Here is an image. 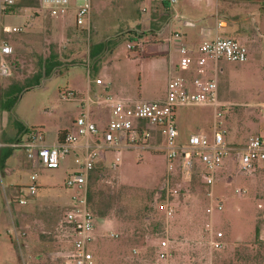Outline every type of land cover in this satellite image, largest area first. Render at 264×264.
Returning a JSON list of instances; mask_svg holds the SVG:
<instances>
[{"label":"rangeland","instance_id":"obj_1","mask_svg":"<svg viewBox=\"0 0 264 264\" xmlns=\"http://www.w3.org/2000/svg\"><path fill=\"white\" fill-rule=\"evenodd\" d=\"M27 1L1 17L4 25L21 30L6 34L14 48L13 73L0 77V140L6 142L0 148V264H46V255L54 260L55 247L66 239L65 213L79 191L66 187V179L80 170L75 151L59 167L48 168L11 143L40 130L46 142L56 141L83 113L88 90L92 97L165 99V64L143 59L136 36L159 28L169 17L185 43L201 42L204 30H216L219 17L226 21L219 32L248 49L246 61H219L218 114L212 105L178 108L183 137L178 141L186 143L193 132L211 140L215 125L231 144L264 137L260 0H179L168 6L159 0H90L89 27L76 22L83 0H71L65 15H53L40 0H30L32 5ZM99 43L101 51L92 55ZM53 55L58 64L51 76L25 86ZM14 82H20L16 92L6 94ZM94 111L98 123L102 111L106 115L101 127L112 118L104 104H95ZM120 150L118 167L113 166L118 148H108L89 179L88 201L96 215L95 239L89 244L94 264H150L154 246L165 235L172 241L171 264H264L263 166L243 173L232 154L209 188L197 174L204 165L198 159L196 173L188 179L180 169L168 170L167 156L159 148L123 145ZM165 199L174 208L169 217ZM211 204L213 211L208 212ZM218 231L223 232V247L214 250L210 239Z\"/></svg>","mask_w":264,"mask_h":264},{"label":"built area","instance_id":"obj_2","mask_svg":"<svg viewBox=\"0 0 264 264\" xmlns=\"http://www.w3.org/2000/svg\"><path fill=\"white\" fill-rule=\"evenodd\" d=\"M21 1L0 0V77H9L13 73L11 56L14 48L6 38V34L21 30L20 27L4 25L1 17L16 8ZM83 1L76 8V22L77 25L89 27L91 2ZM159 1L174 5L179 0ZM260 1L264 8V0ZM40 2L43 7L49 8L53 15H65L70 9L71 0H40ZM185 23L194 24L190 20H185ZM224 25V21L217 17L216 30H204L202 41L197 48L185 43L180 32L171 33L168 40L177 44L180 54L179 65L190 69L192 75L188 77L175 74L171 70L165 99L134 101L112 95L102 98L88 94L84 99L86 103L83 113L73 122L70 129H65L58 135L55 143H45L43 131L40 130L38 133H31L27 140L14 144L16 147H24L27 156L35 164L43 167H59L61 159L72 151H75L76 161L80 165V170L74 177L66 179V187L79 188L78 193L72 196L63 220V229L67 233V241L70 245L53 252L52 259L60 260L61 264H94V254L89 250V244L95 239L96 216L89 206L88 184L96 162L105 156L108 148H118V155L113 162L115 167L120 164V148L123 145L159 148V151L167 156L168 170L171 172L180 169L188 179H192L196 173L195 162L198 159L204 165L199 168L197 174L204 178L209 188L215 182L217 170L232 154L237 158L243 173H252L257 168L264 167V137L261 135H254L243 144H231L225 141L223 132L215 125L211 140L206 135L196 132L190 134L186 143L178 141L177 108L189 105H212L215 107V113L218 114L219 61L223 58L232 61L248 59V49L244 43L219 32V27ZM137 44L140 49L142 43L137 42ZM128 45L133 48L130 43ZM210 60L216 63V68L213 76L208 77ZM96 81L101 83V79ZM97 103L105 104L111 110L112 118L104 127L92 117L91 105ZM135 121L139 124H135ZM153 128L159 130L160 140L157 142L150 141ZM3 145L0 140V148ZM209 193L212 194V191ZM166 201V213L169 217L174 208L168 200ZM217 207L222 209V203H218ZM207 211H213L212 204ZM222 236V231L216 234L212 232L210 239L212 249L223 247ZM154 247L150 264H171L172 241L168 235L161 236Z\"/></svg>","mask_w":264,"mask_h":264},{"label":"crops","instance_id":"obj_3","mask_svg":"<svg viewBox=\"0 0 264 264\" xmlns=\"http://www.w3.org/2000/svg\"><path fill=\"white\" fill-rule=\"evenodd\" d=\"M172 24H173V19L171 17H169L165 22H162L160 24L159 28L153 29L152 31H150L147 34H137V36H136L137 42L142 43V46L140 48V50L142 52V58L143 59L152 58L153 60L163 61V63L165 64V68L167 69L169 75H170L171 70H173V72L175 74H181V75H185V76L190 77L192 75L191 70L187 69V68H182L179 65L180 54H179V51L177 49V44L174 41L168 40V37L171 35V33L175 32ZM224 24L226 25V21H224ZM209 30L215 31L212 29H209ZM187 44L193 48H197V46L200 44V42L194 40V41L187 43ZM218 67H219V64H218ZM215 68H216V63L213 60H210L209 61L208 77L213 76V71ZM219 71H220V69H219ZM168 78H169V76H168ZM88 94L91 95L90 90H88L87 95ZM109 95H111V94H109ZM112 96H114V95H112ZM115 97L125 98V99H129V100H134V101H138V100L142 99V97H140V98H133V97H128V96L127 97L126 96L125 97L115 96ZM94 105L95 104L91 105L92 117H93L94 113L96 114V112L94 111ZM178 108L176 111V122H177ZM105 120H106V115H105L104 111H102V113L99 116V123L101 121H105ZM135 124H139V122L135 121ZM177 126H178V130H179V138L181 137L180 139H182L183 137L181 136V131L179 129L178 123H177ZM152 132H153V136L150 139V141L151 142L159 141L160 140L159 139V136H160L159 130L157 128H153ZM193 133H195V132H193ZM18 141H21V139H17V141L12 142L11 145L13 147H16V146H14V144L17 143ZM56 141H54V142H46L45 141V143L53 144ZM3 144H6V142H3ZM14 197H16V196H14ZM64 235L66 237L65 241L63 243H61L60 247L56 246L55 250H58L61 248H67L70 245L69 242L67 241V233L65 232ZM48 256L49 255H46V258H47L46 264H61L60 260H57V261L51 260V258L49 259Z\"/></svg>","mask_w":264,"mask_h":264},{"label":"trees","instance_id":"obj_4","mask_svg":"<svg viewBox=\"0 0 264 264\" xmlns=\"http://www.w3.org/2000/svg\"><path fill=\"white\" fill-rule=\"evenodd\" d=\"M30 2H31V1L28 0V1H27V5H32ZM164 4H165L166 6L169 5V4H167V3H164ZM102 46H103V43H99V44H98V50L92 52V55H94V54L97 55V53H99V52L101 51ZM97 51H98V52H97ZM54 58H56V56L53 55V58L51 57V58L49 59V61H47V63H45V65L43 66V68H42L39 72H37L36 75H34V77H32V78L28 79L26 82H24V83H25V86L28 87V86L33 85V84H39V83H40V80H42L43 78H45V77H50L51 74H52V72H53V70L55 69V66L58 64V62H57L56 59H54ZM32 80H34V81H32ZM29 81H32V82L28 83ZM19 83H20V82H14V83H12V84L9 86V88H7V89L5 90L6 94H12V93L16 92L17 88L19 87ZM28 84H30V85H28ZM63 131H65V130H63ZM63 131H60L59 134H60L61 132H63ZM3 161H4V159H2V162H3ZM161 190H162V189H161ZM94 214H95V213H94ZM95 216H96V215H95ZM256 234H257V235L259 234V228H258V227H257V229H256Z\"/></svg>","mask_w":264,"mask_h":264}]
</instances>
